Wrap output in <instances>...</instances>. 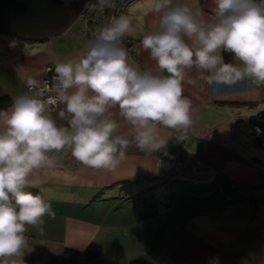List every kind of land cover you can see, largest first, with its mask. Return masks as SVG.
I'll list each match as a JSON object with an SVG mask.
<instances>
[{"label": "crops", "instance_id": "1", "mask_svg": "<svg viewBox=\"0 0 264 264\" xmlns=\"http://www.w3.org/2000/svg\"><path fill=\"white\" fill-rule=\"evenodd\" d=\"M153 2L139 0L130 7L133 31L125 37L138 57L129 63L158 72L140 44L158 23ZM173 3L189 6L205 21L215 19L214 0ZM98 33L97 26L77 19L43 40L0 39V110L28 92V77L41 78L48 66L55 71L57 63L78 56ZM230 62L238 63L233 57ZM183 95L191 102L187 133L158 129L165 141L177 136L184 144L175 167L158 162L173 150L161 155L133 145L111 171L87 167L65 151L52 153L54 166L29 177L33 187L28 190L51 204L55 218L45 215L39 227H28L24 264H48L65 248L83 251L92 242L102 248L94 264H264V149L252 145L247 123L249 115L264 109V84L245 78L216 92L193 67ZM61 108L54 107L52 114L58 125L67 126L58 117ZM111 113L120 125L116 134L130 138L131 127L119 109ZM228 186L240 190L238 200L200 198L190 208L174 201L176 196L203 198ZM13 260L19 264L17 257L0 258Z\"/></svg>", "mask_w": 264, "mask_h": 264}, {"label": "clouds", "instance_id": "2", "mask_svg": "<svg viewBox=\"0 0 264 264\" xmlns=\"http://www.w3.org/2000/svg\"><path fill=\"white\" fill-rule=\"evenodd\" d=\"M214 4L215 19L208 22L185 4L154 0L158 23L140 44L158 72L129 63L122 41L133 31L132 21L112 15L78 56L56 64L53 94L28 91L0 110V258L17 257L24 264L28 227H39L45 215L55 218L51 204L28 190L35 171L54 166L52 153L70 151L87 167L111 171L130 146L159 152L167 144L160 127L186 134L192 124L183 85L193 67L216 92L245 78L264 84V0ZM85 7L103 12L115 8V0ZM221 52L238 63L224 62ZM26 87L36 89L38 82L28 77ZM59 105L58 117L67 126L58 125L52 114ZM114 108L131 127L130 138L116 134Z\"/></svg>", "mask_w": 264, "mask_h": 264}, {"label": "water", "instance_id": "3", "mask_svg": "<svg viewBox=\"0 0 264 264\" xmlns=\"http://www.w3.org/2000/svg\"><path fill=\"white\" fill-rule=\"evenodd\" d=\"M88 0H0V33L25 40H43L64 32L75 22ZM247 122L253 127L254 146L264 149V109L251 114ZM174 136L163 155L180 148Z\"/></svg>", "mask_w": 264, "mask_h": 264}, {"label": "trees", "instance_id": "4", "mask_svg": "<svg viewBox=\"0 0 264 264\" xmlns=\"http://www.w3.org/2000/svg\"><path fill=\"white\" fill-rule=\"evenodd\" d=\"M225 62H230L232 55L227 52H223ZM46 68V67H45ZM44 68V69H45ZM240 190L234 186H228L221 191H214L210 195L205 197L200 196H176L174 198L175 202L185 206L186 208H190L195 204L200 198H226L230 197L231 200H238L240 198L239 195ZM102 248L99 243L92 242L89 244L85 250L79 251L70 248H65L63 252L52 258L48 264H94L98 260L101 254ZM0 264H11L0 261Z\"/></svg>", "mask_w": 264, "mask_h": 264}, {"label": "built area", "instance_id": "5", "mask_svg": "<svg viewBox=\"0 0 264 264\" xmlns=\"http://www.w3.org/2000/svg\"><path fill=\"white\" fill-rule=\"evenodd\" d=\"M91 1L92 0H88L86 2V4H89ZM122 1L124 3V6H126L129 3V1H132L130 3L136 2L135 0H122ZM115 6L119 7V6H117V4ZM85 9H86V7L84 6L83 10H85ZM112 9L114 10V8H112ZM83 10H82V12H83ZM82 12H81V14H82ZM85 13L82 14V15L80 14V18L81 17L86 18V16H88L87 17L88 21H90V20L92 21L93 20V18H92L93 15H96L95 12H89L88 10ZM97 16L100 18V17H102V14H100V15L97 14ZM122 44L128 50L129 59L132 58V60H137L136 47H135L134 44H132L130 39H128L127 37H124V39L122 41ZM54 75H55L54 69L52 67H50V66L46 67L44 69V71H43L42 77L39 78V79H35L38 82V87L36 89H32V90H29L27 88L28 91L40 92V93H43L45 96L53 94V93L50 92V89H51V86L54 83V81H53ZM178 161H179V156H177V153L176 152H170L166 156L160 157L158 162H159L160 167L172 168V167L176 166ZM225 199L230 200L231 198L230 197H226Z\"/></svg>", "mask_w": 264, "mask_h": 264}, {"label": "rangeland", "instance_id": "6", "mask_svg": "<svg viewBox=\"0 0 264 264\" xmlns=\"http://www.w3.org/2000/svg\"><path fill=\"white\" fill-rule=\"evenodd\" d=\"M136 2H138L139 0H135ZM130 2H132V1H129V3L126 5V6H124V3H123V1L122 0H116L115 1V3L117 4V6H119V7H116L115 6V8H114V10L111 8V9H105L103 12H95L96 13V15H93V20L91 21H88L87 20V17L88 16H86V18H83V17H78V20H81V21H85V22H87V23H89L90 25H94V26H97L98 27V29H99V31L101 30V28L102 27H104L107 23H108V19H109V17L111 16V15H121V14H124V15H127L128 16V11H129V9H130V7L134 4V3H136V2H133V3H130ZM91 4H96L97 3V0H92L91 2H90ZM115 4V5H116ZM87 11V9H85V10H83V12H82V14H84L85 12ZM81 14V15H82ZM86 14V13H85ZM97 14L98 15H100V14H102V17H98L97 16ZM91 15V14H90ZM8 39L9 37H8V35L7 34H1L0 33V39ZM138 58V57H137ZM130 59H132V58H130ZM134 61H136V60H134ZM248 118V117H247ZM248 123V122H247ZM249 124V123H248ZM249 126L250 127H252L250 124H249ZM252 131H253V127H252V130H251V134H249L250 136H249V138H250V140H251V142H252V145H254V138H253V136H252ZM173 138V137H172ZM184 144H182L181 143V146H180V148H176V149H173V151L174 152H176L177 153V156H179V159H180V155H181V152L182 151H184ZM231 200V199H230Z\"/></svg>", "mask_w": 264, "mask_h": 264}]
</instances>
